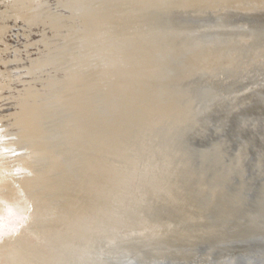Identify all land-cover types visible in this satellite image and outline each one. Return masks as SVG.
Masks as SVG:
<instances>
[{
    "label": "bare ground",
    "instance_id": "bare-ground-1",
    "mask_svg": "<svg viewBox=\"0 0 264 264\" xmlns=\"http://www.w3.org/2000/svg\"><path fill=\"white\" fill-rule=\"evenodd\" d=\"M0 264H264V0H0Z\"/></svg>",
    "mask_w": 264,
    "mask_h": 264
}]
</instances>
